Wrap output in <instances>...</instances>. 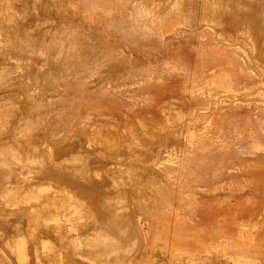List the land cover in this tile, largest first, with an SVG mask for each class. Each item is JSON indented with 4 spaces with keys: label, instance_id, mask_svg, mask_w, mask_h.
<instances>
[{
    "label": "rangeland",
    "instance_id": "374dc122",
    "mask_svg": "<svg viewBox=\"0 0 264 264\" xmlns=\"http://www.w3.org/2000/svg\"><path fill=\"white\" fill-rule=\"evenodd\" d=\"M0 264H264V0H0Z\"/></svg>",
    "mask_w": 264,
    "mask_h": 264
}]
</instances>
